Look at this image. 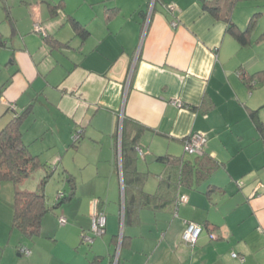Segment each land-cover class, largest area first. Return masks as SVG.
Returning <instances> with one entry per match:
<instances>
[{"label":"crops","instance_id":"1","mask_svg":"<svg viewBox=\"0 0 264 264\" xmlns=\"http://www.w3.org/2000/svg\"><path fill=\"white\" fill-rule=\"evenodd\" d=\"M168 4L177 7L175 18L164 10ZM73 21L88 32L85 39ZM34 24L49 33L48 42L32 31ZM225 28L198 0H0V113L9 114L8 121V104L19 112L31 106L21 125L24 144L62 171L63 193L67 177L75 184L69 205L57 211L71 225L55 231L50 220L58 217L49 215L31 243L20 233L11 239L12 210L0 199V264H41V252L46 264H264V191L255 190L264 141L251 117L255 112L264 124V101L239 77V70H264V49L257 47L264 41L251 35L242 48ZM35 104L48 113L40 124L29 116ZM124 117L146 129L138 140L143 158L136 153L145 193L154 194L169 169L158 157L192 158L183 152L190 134L208 137L205 153L218 165L198 187L177 192L187 196L186 204L140 210L137 223L127 227L120 170ZM44 128L54 138L46 145ZM68 157L77 163L68 165ZM57 159L61 164L54 165ZM79 170L85 174L78 180ZM94 207L105 212L104 234L80 249ZM186 223L202 227L193 246L181 242ZM119 237L128 238L120 248ZM20 245L30 250L28 259L18 253Z\"/></svg>","mask_w":264,"mask_h":264},{"label":"trees","instance_id":"2","mask_svg":"<svg viewBox=\"0 0 264 264\" xmlns=\"http://www.w3.org/2000/svg\"><path fill=\"white\" fill-rule=\"evenodd\" d=\"M198 1L204 12L209 14L215 21L225 24L226 32L242 48L250 45L251 32L254 27L253 23L258 15L255 14L253 19L251 18L245 30H241L232 20L233 11L237 8L238 4L248 0ZM73 28L81 39L87 37L88 32L75 21H73ZM48 34L43 37L46 42L50 39ZM262 41H264V33L256 40L257 43ZM239 77L249 91H251L258 83L264 81V70L253 74L239 70ZM2 90L0 88V97ZM31 108V106H28L25 110L19 112L7 107L11 118L0 127V185L2 182H10L15 187L13 200L10 205L12 210L11 230H16L28 241H33L40 235L43 219L47 215L58 217V209L68 203L75 194L74 181L71 177H67L69 181L68 191L66 193H57L53 202L48 201L44 188L52 175V167L43 164L37 156L32 155L22 140L21 125L31 112ZM4 116L0 115V122ZM251 117L258 131L262 133L264 141V124L258 120L255 112L251 114ZM121 123L120 170L122 177L123 227L137 223L138 212L140 210L149 209L153 212H158L169 206L175 208V203L180 196L177 195V192L180 189L189 190L198 187L202 182L208 180L218 168L217 163L209 158L206 153L202 156H191V159H185L183 156L158 157V161L168 165L169 169L160 177L157 191L154 194L145 193L142 188L145 175L139 173L136 169V148L140 147L138 140L146 129L137 122L125 117L122 118ZM41 169L45 170V175L39 181L35 190L23 191L18 189L19 185ZM211 192L207 190L205 194L209 195ZM101 211L105 215V212ZM124 238L125 240L128 239L127 237ZM123 239L119 237L116 239V242H120L119 244L121 245L124 242Z\"/></svg>","mask_w":264,"mask_h":264},{"label":"rangeland","instance_id":"3","mask_svg":"<svg viewBox=\"0 0 264 264\" xmlns=\"http://www.w3.org/2000/svg\"><path fill=\"white\" fill-rule=\"evenodd\" d=\"M8 2L17 3L18 0H8ZM16 5H18V4H16ZM22 11H24V10L22 9ZM255 14L258 15V17L254 20L255 22L253 23L254 27L252 28L253 30L251 32V35L255 36V37L256 36L259 37L261 34L264 33V0H256V1L255 0H248V1H245L242 3H239L237 8L233 11L232 16H233V19L235 17L234 20H235L236 24L239 26V28H241V30H245L247 28L251 18L253 19ZM32 31H34L33 27H32ZM257 47H258V49L263 50L264 49V42L257 45ZM1 64H2V66L5 65V58L4 57H1ZM251 92L254 93L255 96L257 95L258 97H260L264 101V81L258 83L257 86L255 88H253V90H251ZM35 105L36 106L33 109L34 111L29 116H33V114H34L32 119H34L36 117L38 119V123L40 124V123H42L43 116H46L47 111H46V109L41 107L39 104H35ZM262 111L263 112H261V114H262V118L264 119V108L262 109ZM0 115H1V113H0ZM8 118H9V114L5 115V119L1 120V122H0V127H2V125H4V122H6V120ZM21 128L23 130L25 128V125L21 126ZM43 132L46 133V135L49 137L45 142L42 143L43 145H46L49 141H53L54 138L51 139L52 134L49 130L46 131V128H44ZM70 140L72 141V139H70ZM68 158H70V159L64 160V162L68 163V165L72 166V163H77V159L72 161L71 157H68ZM56 163L61 164V161L59 159H57L55 161L54 165H56ZM81 166H83V165H81ZM75 169H78V166H76ZM61 172L62 171H60V170L58 171L57 169H55V166H52V175L49 178V180L46 183L45 188H44V192L48 198V201H50L51 198H55L57 193L62 192L64 178L62 177ZM84 174H85L84 170H79L78 171V180L80 179V176H82V175L84 176ZM40 175L41 174L36 172L28 180H26V182H24L23 186L19 185L18 189L25 191L28 187H30V185L33 187L34 186L36 187L37 182H39L44 177L45 173H43L42 176H40ZM257 178H260L261 181H260V183H257L255 190H261V192H263L264 191V167H263L262 171L258 174ZM237 183H240L241 185L238 186ZM237 183L234 182V185L236 188H239L242 186L241 181H239ZM67 191H68V185H67L66 192ZM14 192H15V187L12 183H10V182H2L1 183V185H0V199L2 200L3 203H5L3 205L4 209H9L5 206H6V204H8L9 206L11 205L12 200H13V196H14ZM117 202L118 201H116V203ZM66 205H69V204L66 203ZM9 211H10V209H9ZM46 217H49V215H47ZM92 219H93V216H92ZM50 222L53 225L52 226L53 230L55 227V231H66L65 230L66 227H69L71 225V221L66 223L65 225H61L58 222V218H52L50 220ZM51 233H54V232H51ZM119 234H120V232H119ZM10 235H11L10 236L11 239H14L15 236H18L20 234L16 230H13ZM101 237H102V235L98 236V237L93 235V242H96L98 239H101ZM79 241H77V242H78V247L80 249L83 247H85V248L91 247V245L93 244L92 243L90 245V244H86V243L81 242V240H79ZM27 243H31V242L27 241ZM119 243L120 242H118V248H120ZM61 247L62 246H59V248H61ZM28 257L29 256L21 255V258L28 259ZM40 257H41L40 263L46 264L48 258L46 256H44L42 254V252H41Z\"/></svg>","mask_w":264,"mask_h":264},{"label":"built area","instance_id":"4","mask_svg":"<svg viewBox=\"0 0 264 264\" xmlns=\"http://www.w3.org/2000/svg\"><path fill=\"white\" fill-rule=\"evenodd\" d=\"M152 3H154V0H152ZM166 13L170 14L175 18L176 14L178 13V9L173 4H168L163 6ZM173 26H176L175 20L172 23ZM34 31L40 36L45 37L47 32L45 28L41 27L39 24H34ZM172 105L177 108H182L183 104L180 101H173ZM8 108L16 110L15 106L12 104H8ZM80 137L79 133H75L73 136V141H76ZM208 137L201 133H193L188 135L185 139H183V152L185 155L188 156H202L205 153V148L207 145ZM137 154L140 158H143L144 153L140 147L136 148ZM238 186H240V183H237ZM188 202V198L185 195H181L178 197L176 203H175V209L179 207V205L186 204ZM92 223L89 229V233H82L80 236V240L83 243L86 244H92L93 243V235L94 236H101L104 234L105 229V215L104 213L99 209V207H94L92 211ZM58 222L61 225L66 224V219L64 217H59ZM202 232V227L193 224V223H186L185 228L181 235V242L187 246H193L197 238ZM210 239H214L213 235H209ZM18 253L20 255L29 256L30 250L25 246H20L18 248ZM232 258H237L236 254L231 255ZM240 261H243L241 258H239Z\"/></svg>","mask_w":264,"mask_h":264}]
</instances>
